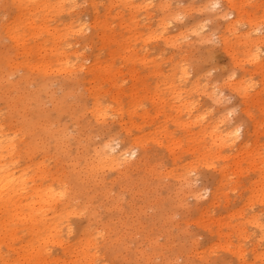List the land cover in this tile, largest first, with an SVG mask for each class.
<instances>
[{
  "label": "rangeland",
  "instance_id": "1",
  "mask_svg": "<svg viewBox=\"0 0 264 264\" xmlns=\"http://www.w3.org/2000/svg\"><path fill=\"white\" fill-rule=\"evenodd\" d=\"M0 129V264H264V0H0Z\"/></svg>",
  "mask_w": 264,
  "mask_h": 264
},
{
  "label": "bare ground",
  "instance_id": "2",
  "mask_svg": "<svg viewBox=\"0 0 264 264\" xmlns=\"http://www.w3.org/2000/svg\"><path fill=\"white\" fill-rule=\"evenodd\" d=\"M235 23L236 21L231 23V27L230 28L228 27L229 30L235 27L236 25ZM238 131L239 130H236L234 133L237 134ZM237 137L238 136H236V138ZM13 149H14V145L11 142V140L8 138V135L5 134V132L2 129H0V206L4 204L6 201H8V199L9 200L14 199L19 192V187L17 186L19 179L18 177H16L15 173L12 172L7 167V163L5 160V154L9 153ZM113 153L110 154V158H109L110 163L113 164L114 166L121 165L118 162L119 155L115 156V154ZM127 153L128 152H125L122 153L121 155H125ZM133 155H135V152L132 153V156ZM125 165L127 166L128 163H125ZM35 192L37 195H39L38 197H42L40 187H36Z\"/></svg>",
  "mask_w": 264,
  "mask_h": 264
}]
</instances>
